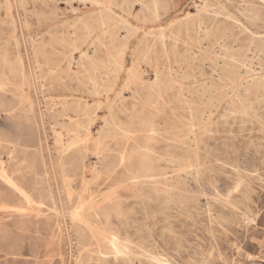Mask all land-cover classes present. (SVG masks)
Instances as JSON below:
<instances>
[{
    "label": "bare ground",
    "instance_id": "1",
    "mask_svg": "<svg viewBox=\"0 0 264 264\" xmlns=\"http://www.w3.org/2000/svg\"><path fill=\"white\" fill-rule=\"evenodd\" d=\"M42 1L50 10L36 32L27 19L19 32L14 19L8 25L0 16V213L52 219V228L73 235L82 248L80 256L89 262L107 249L132 261L142 241L129 232L133 207L124 208L122 198L130 195L145 202L167 192L174 196L181 175L173 165L192 163L177 160L173 147L199 155V142H188L194 133L190 127L182 129L188 136L182 141L179 133L169 136L173 142L156 145L165 141L162 120L176 117L171 103L172 98L180 100L182 86L177 83L196 82L195 64L188 60H207L222 84L264 91L262 81L243 84V73L254 71L256 63L264 69V0H202L201 7L181 18L173 15L178 0L172 12L171 0ZM88 1L92 9L78 13L77 5ZM6 3L10 11V0ZM180 45L185 46L183 53ZM132 46V55L139 50L142 59L160 48L167 71L163 62H150L154 80L149 82L139 75L137 57L127 68ZM168 106L169 111L164 109ZM100 108L106 111L96 127ZM188 108L192 121L204 110ZM241 109L249 113L244 105ZM198 124L200 134L206 133L207 121ZM129 146L138 149L135 166ZM140 230L137 226L135 233Z\"/></svg>",
    "mask_w": 264,
    "mask_h": 264
},
{
    "label": "rangeland",
    "instance_id": "2",
    "mask_svg": "<svg viewBox=\"0 0 264 264\" xmlns=\"http://www.w3.org/2000/svg\"><path fill=\"white\" fill-rule=\"evenodd\" d=\"M175 1L177 0L169 2V12L173 11L171 6ZM177 2L178 6L173 15L179 18L188 11L195 12L202 5V0ZM10 5L9 11L6 0H0V16L8 25L14 19L19 32L21 22L25 19L29 21L30 30L36 32L39 20L50 10L42 0H10ZM77 6L78 13L89 12L93 7L89 1L86 4L80 2ZM62 7L64 5L60 3L59 8L63 9ZM133 9L138 11L139 4ZM73 14L66 12L65 16L72 19L75 15ZM184 47L180 45L181 53ZM133 49L134 46L127 55V68L137 57L138 72L143 79L149 82L154 80L151 63L163 62L162 69L167 71V60L160 48L156 53L153 51L151 57L147 55L149 60L140 58L142 53L139 50L132 55ZM23 52L25 53V49ZM200 54L197 53L198 56ZM181 58L184 59L183 56ZM188 61L195 64L193 71L197 76L196 82L182 80L177 83L178 88L182 86L179 90L180 100L172 98L171 103L176 108V117L166 122L162 120L161 133L165 136V141L157 142L156 145L164 146L166 141L173 142L169 136L179 133L177 139L182 141L184 137H188L181 132L182 129L190 127L198 134V139L195 140L192 132L188 142H199V155L173 147L171 153H174L177 160H190L192 163L189 167L187 162L180 165L177 161L173 165L177 169L176 173L181 175L173 197L168 196L167 192L160 194V197L154 195L145 202L130 195L122 198L124 208L129 207L130 210L133 207L129 215V232L136 240L142 241V246L137 249L139 251L132 261L127 262L121 256L115 257L108 249H104L107 253L101 255V260L89 262L86 256H80L82 248L73 235L59 234L52 228V219L47 221L44 216L20 219L8 212H1L0 264H264V91L254 88L245 90L243 85L235 88L222 84L207 60L202 62L196 58ZM254 67V71L243 73L244 85H250L255 80L264 83V69H260L258 63ZM180 76L178 73V80ZM202 82L206 83L201 85ZM218 83H221V87H217ZM205 86L210 89L206 87L207 90H204ZM201 93L206 95L202 96ZM130 95L129 91L124 92L128 101L131 100ZM243 105L248 109V114L241 109ZM189 106L204 108V112H197L194 120L196 123L192 121L193 115H190ZM170 107L164 109L169 111ZM98 110L99 117L106 111L105 108ZM115 111L121 119L126 118V114L119 107L115 106ZM101 120L102 117L96 127L101 126ZM204 120L207 121L206 133L201 135L202 128L198 121L203 124ZM166 148L165 152L168 151ZM137 151L136 147L129 146L133 166L139 156ZM65 219L70 218L66 216ZM137 226H141L138 234L135 233ZM94 255L98 256L96 253Z\"/></svg>",
    "mask_w": 264,
    "mask_h": 264
}]
</instances>
